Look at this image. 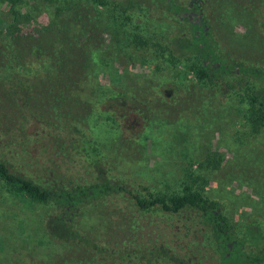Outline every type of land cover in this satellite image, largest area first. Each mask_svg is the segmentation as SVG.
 I'll return each mask as SVG.
<instances>
[{
  "label": "rangeland",
  "instance_id": "rangeland-1",
  "mask_svg": "<svg viewBox=\"0 0 264 264\" xmlns=\"http://www.w3.org/2000/svg\"><path fill=\"white\" fill-rule=\"evenodd\" d=\"M121 1L135 5L130 31L149 33L155 48L146 56L141 46L130 45L133 35L115 30L117 23H113V38L106 37L111 51L122 49L128 57L134 52L140 55L127 65L121 60V67L105 44L94 55L93 63L102 73L94 105L82 112L79 120L104 155L101 171L145 197L182 193L183 187L193 185L197 177L196 188L221 202L236 236L242 237L251 217L264 219V130L255 131L245 118L243 97L248 91L246 83L241 84L244 76L230 77L238 94L227 98V84L199 82L193 73L176 77L183 66L169 65L173 78L157 72V67L166 69L163 63L168 65L171 60L160 39L184 35L180 32L182 21L156 6L147 13L138 4L156 0ZM183 1L200 4L208 22L217 18L213 35L222 53L229 50L244 58L242 51H249L255 62L251 64L257 65L264 54V0H260L258 13L239 20L232 0H221L225 2L221 16L211 15L207 8L211 0ZM70 7V0H25L13 12L10 4L0 0V31L11 32L14 26L19 31L22 28L23 34H31L67 19ZM103 14V20L112 22L109 10ZM27 19L29 24L20 25ZM227 24L228 33L223 32ZM1 64L2 60L0 80H5L8 72ZM238 72L242 73L240 68ZM246 81L258 86L255 78ZM118 92H126L137 101L113 99ZM7 99L0 98L1 111L17 102L16 98L6 103ZM1 111L0 158L6 155L27 167L25 175L36 182L70 187L95 182V175L78 152L67 149V144L45 146L24 120L6 129L8 118L2 120ZM58 125H65V121L59 119ZM4 186L0 181V264H172L165 249L186 259L196 247L205 250L207 237L193 234L199 229L194 222L158 208L143 210L128 194L89 202L68 228L62 211L45 203L9 197Z\"/></svg>",
  "mask_w": 264,
  "mask_h": 264
},
{
  "label": "trees",
  "instance_id": "trees-1",
  "mask_svg": "<svg viewBox=\"0 0 264 264\" xmlns=\"http://www.w3.org/2000/svg\"><path fill=\"white\" fill-rule=\"evenodd\" d=\"M1 1L10 4L15 12L25 0ZM70 1L72 7L68 8L69 16L59 23L48 24L31 34H23L22 28L19 31L14 26L10 27L11 32L7 29L2 33L0 31L1 66L8 72L5 80H0V98L8 97L6 103H11L17 98V102L0 111L2 120L8 118V122L5 120L6 129L24 120V124L27 122L34 128L36 140H42L45 146L54 143L55 146L64 147L67 144V149L82 156L96 180L91 184L73 187L64 183L48 185L42 181L36 182L25 175L27 167L20 166L14 159L5 155L0 158V181L5 184L9 197L51 205L62 211L64 216H61L66 218L65 226L71 228L72 222L89 202L112 195L128 194L143 210L158 208L187 217L199 228L194 229L193 234L207 237L205 250L196 247L188 259L178 255V252L165 249V256L172 264H264V219L251 217L246 222L242 237L236 236L221 202L208 198L196 188L197 177L193 185L187 183L183 187L182 193L169 197H145L123 182L103 174L101 169L104 166V155L100 148L93 144L82 121L79 120L81 113H86V109H92L94 105L98 77L102 73L93 63L94 55L106 45L107 36L113 38V23H117L115 30L125 35H133L130 45L141 46L140 49L146 56L149 51L153 54L155 42L149 33L141 31V35L134 34L135 31L128 28L135 17V5L131 3H128V6L121 0ZM192 2L187 4L183 0H156L155 3H138L146 8L147 13L151 7L156 6L182 21L180 32L184 35L160 39L161 45L165 43L171 60L168 65L163 63L166 69L157 67V72H165L173 78L169 65L183 66L184 69L179 71L176 77L193 73L199 82H209L214 86L227 84V98L238 94L235 81L230 77L238 78L243 75L241 84L246 83L245 88L248 91L243 97L246 106L245 118L255 131L264 130V54L259 57L257 65H252L251 63H255L254 57L249 51H242L245 56L243 59L229 50L222 53L219 42L213 35L218 25L217 18L208 22L200 4ZM231 2L238 20L248 14H255L256 11L258 13L261 6L260 0ZM223 3L225 2L221 3V0H211L207 7L212 12L211 15H223ZM104 10L111 12L112 22L102 19ZM144 11L142 9L141 12ZM29 23L27 19L20 22V25ZM183 28H186L185 32ZM223 30L228 33L230 25H225ZM105 48L110 46L106 45ZM110 52L115 64H120L123 60L126 65L133 61L135 55L141 53H130L128 57L129 54L124 53L122 49L112 48L111 51L110 48ZM239 68L241 74H238ZM29 72L30 74H27ZM249 77L258 80L257 87L246 81ZM105 79L108 81V77ZM112 98L137 101L136 97L130 98L126 92H118ZM40 112L45 115H40ZM61 118L66 126H56ZM26 151L25 148L23 153ZM162 250L164 253V249Z\"/></svg>",
  "mask_w": 264,
  "mask_h": 264
}]
</instances>
